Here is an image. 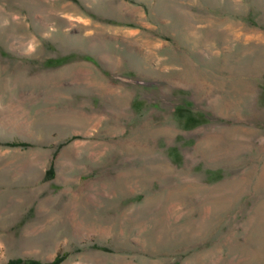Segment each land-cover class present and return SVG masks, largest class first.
I'll use <instances>...</instances> for the list:
<instances>
[{"label":"rangeland","instance_id":"374dc122","mask_svg":"<svg viewBox=\"0 0 264 264\" xmlns=\"http://www.w3.org/2000/svg\"><path fill=\"white\" fill-rule=\"evenodd\" d=\"M264 264V0H0V264Z\"/></svg>","mask_w":264,"mask_h":264},{"label":"trees","instance_id":"16d2710c","mask_svg":"<svg viewBox=\"0 0 264 264\" xmlns=\"http://www.w3.org/2000/svg\"><path fill=\"white\" fill-rule=\"evenodd\" d=\"M20 263H22V261L13 262L12 264H20ZM26 263H28V264H34V262H26Z\"/></svg>","mask_w":264,"mask_h":264}]
</instances>
